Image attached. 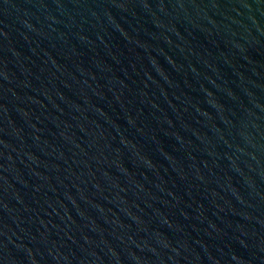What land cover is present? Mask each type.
I'll list each match as a JSON object with an SVG mask.
<instances>
[{
  "label": "water",
  "instance_id": "95a60500",
  "mask_svg": "<svg viewBox=\"0 0 264 264\" xmlns=\"http://www.w3.org/2000/svg\"><path fill=\"white\" fill-rule=\"evenodd\" d=\"M0 264H264V0H0Z\"/></svg>",
  "mask_w": 264,
  "mask_h": 264
}]
</instances>
